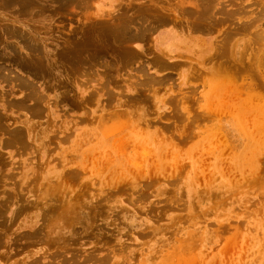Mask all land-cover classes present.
<instances>
[{"label": "rangeland", "instance_id": "rangeland-1", "mask_svg": "<svg viewBox=\"0 0 264 264\" xmlns=\"http://www.w3.org/2000/svg\"><path fill=\"white\" fill-rule=\"evenodd\" d=\"M263 92L264 0H0V264H264Z\"/></svg>", "mask_w": 264, "mask_h": 264}, {"label": "bare ground", "instance_id": "bare-ground-1", "mask_svg": "<svg viewBox=\"0 0 264 264\" xmlns=\"http://www.w3.org/2000/svg\"><path fill=\"white\" fill-rule=\"evenodd\" d=\"M172 38H173V37H172ZM181 44L184 45V42L177 41V40H171V41H170V44H169V48H171V47H173V48H178L179 46H181ZM186 44H187V43H186ZM186 44H185V45H186ZM201 73H202V72H201ZM201 73H200V74H201ZM203 73H204V72H203ZM203 73H202V74H203ZM207 74H208V73H207ZM257 80L259 81V79H257ZM233 81H234V80H233ZM234 82H235V81H234ZM259 82H260V81H259ZM236 83H237V82H236ZM205 84H207L210 88H213V89H214V88H220V89L222 88V86H219L220 83L215 84V83H212V82L209 81V82H206ZM230 88H231V87H230ZM241 88H244V87H241ZM252 88H253V87H252ZM257 88H258V87H257ZM250 89H251V88H250ZM254 89H255V88H254ZM214 90H215V89H214ZM240 90H241V89H240ZM212 91H213V90H212ZM242 91H243V90H242ZM247 91H248V90H247ZM245 92H246V91H245ZM261 92H262V91H261ZM227 93H228V92H227ZM242 93H243V92H242ZM252 93H253V92H252ZM263 93H264V92H263ZM243 94H244V93H243ZM224 95H225V94H224ZM239 96H240V95H239ZM253 96H254V95H253ZM253 96H252V97H253ZM226 97H227V96H226ZM226 97H225V100L228 99V98H226ZM230 97H231V96H230ZM231 98H232V97H231ZM245 98H246V97H244V99H245ZM249 98H250V97H249ZM260 98H261V97H260ZM232 99H233V98H232ZM236 99H237V98H236ZM242 99H243V98H242ZM254 99H255V98H254ZM229 100L231 101V99H229ZM255 100H256V99H255ZM237 101H238V100H237ZM242 101H243V100H242ZM238 102H239V101H238ZM245 102H246V101H245ZM257 102H258V100H257ZM257 102H256V103H257ZM259 102H261V100H260ZM231 103H232V101H231ZM242 103H243V102H242ZM246 103H247V102H246ZM248 103H249V102H248ZM248 103L245 104V105H247L246 108H248ZM254 103H255V102H254ZM232 104L234 105V102H233ZM240 104H241V103H240ZM240 104H239V105H240ZM259 104H261V103H259ZM207 105H208V104H207ZM239 105H238V106H239ZM243 105H244V104H243ZM245 105H244V107H245ZM249 105H250V104H249ZM252 105H253V104H252ZM254 105H255V104H254ZM216 106H217V105H216ZM220 106H221V105H220ZM241 106H242V104H241ZM259 106H260V105H259ZM211 107H212V106H211ZM218 107H219V106H218ZM223 107H224V106H223ZM225 107H226V109H227V106H225ZM225 107H224V109H225ZM249 107H250V106H249ZM251 107H252V106H251ZM255 107H256V106H255ZM261 107L263 108V106H261ZM261 107H260V108H261ZM233 108H234V107H233ZM237 108H238V107H237ZM239 108H241V107H239ZM257 108H258V106H257ZM257 108H255V110H257ZM262 108H261V109H262ZM219 109H220V108H219ZM229 109H230V108H229ZM258 109H259V108H258ZM261 109H260V111H261ZM211 110H212V109H211ZM239 110L242 111L243 109H242V110L239 109ZM262 110H263V109H262ZM213 111H214V110H213ZM215 111H216V108H215ZM220 111H221V110H220ZM223 111H224V110H223ZM223 111H221V112H223ZM227 111H229V110L227 109ZM227 111H226V113H228ZM245 111H246V110H245ZM221 112H220V114H221ZM224 112H225V111H224ZM232 112H233V111H232ZM237 112H238V111H237ZM237 112H236V113H237ZM249 112H251V111H249ZM257 112H258V111H257ZM257 112H256V113H257ZM218 113H219V111H218ZM241 113H242V112H241ZM243 113H244V111H243ZM208 114H210V111H209ZM220 114H219V116H220ZM222 114H223V113H222ZM230 114H232V113H230ZM245 114H246V113H245ZM245 114H244V115H245ZM211 115H212V114H211ZM216 115L218 116V114H216ZM224 115H225V114H224ZM228 115H229V113H228ZM242 115H243V114H242ZM247 115H248V114H247ZM256 115H257V114H256ZM231 116H232V115H231ZM231 116H230V117H231ZM253 116H255V115H253ZM234 117H235V116H234ZM234 117H232V118H234ZM240 117H241V116H240ZM249 117H250V116H249ZM202 118H203V117H202ZM206 118H207V117H206ZM208 118H209V117H208ZM250 118H251V117H250ZM250 118H249V119H250ZM254 118H255V117H254ZM239 119H240V118H239ZM256 119H257V118H256ZM242 120H243V119H242ZM251 120H252V119H251ZM254 120H255V119H254ZM254 120H253V123L255 122ZM261 120H262V118H261ZM233 121L235 122V120H233ZM248 121H249V120H248ZM258 121H259V120H258ZM207 122H209V121H207ZM250 122H251V121H250ZM256 122H257V121H256ZM253 123H252V126H253V128H254V127H256V124L254 123V125H253ZM235 124H236V122H235ZM241 124H242V122H241ZM257 124H260V123H257ZM189 125H190V124H189ZM214 125H215V124H214ZM226 125H227V124H226ZM236 126H237V125H236ZM242 126H243V125H242ZM257 126H259V125H257ZM231 127H234V126H231ZM262 127H263V125H262V123H261V124H260V128H262ZM127 128H128V127H127ZM212 128H213V127H212ZM245 128H246V126H245ZM248 128H249V127H248ZM256 128H257V127H256ZM256 128H255V129H256ZM260 128H259V129H260ZM216 129H217V128H216ZM226 129H227V128H226ZM238 129H239V127H238ZM257 129H258V128H257ZM263 129H264V128H263ZM263 129H261V130H263ZM208 130H210V129H208ZM241 130H242V128H241ZM123 131H124V130H123ZM130 131H132L131 128H130ZM191 131H192V130H191ZM231 131H232V130H231ZM236 131H237V130H236ZM243 131H244V130H243ZM216 132H217V131H216ZM216 132H215V133H216ZM218 132H219V131H218ZM232 132H233V131H232ZM239 132H241V131H239ZM245 132H247V131H245ZM256 132H257V131H256ZM256 132H255V133H256ZM127 133H128V132H127ZM219 133H220V132H219ZM250 133H251V132H250ZM262 133H263V132H262ZM128 134H129V133H128ZM130 134H131V133H130ZM216 134H217V133H216ZM223 134H224V133H223ZM137 135H138V134H137ZM208 135L210 136V134H208ZM217 135H218V134H217ZM217 135H215V136H217ZM253 135H254V134H253ZM257 135H258V134H257ZM211 136H212V135H211ZM239 136H240V135H239ZM250 136H252V135H250ZM120 137H121V136H120ZM125 137H126V136H125ZM129 137H133V138H134V136H131V135H129ZM218 137H219V136H218ZM240 137H241V136H240ZM261 137H262V136H261ZM133 138H130V139H133ZM246 138H247V136H246ZM254 138H255V137H254ZM256 138H257V137H256ZM123 139H125V138H123ZM127 139H128V138H127ZM138 139H140V138H138ZM184 139H185V138H184ZM207 139H208V137H207ZM207 139H206V140H207ZM218 139H219V138H218ZM241 139H242V138H241ZM250 139H251V138H250ZM257 139H258V138H257ZM140 140H141V139H140ZM145 140H146V139H145ZM166 140H167V138H166ZM216 140H217V139H216ZM223 140H224V139H223ZM223 140H222V141H223ZM252 140H253V137H252ZM252 140H250V141H252ZM255 140H256V139H255ZM255 140H254V141H255ZM260 140H261V139H260ZM260 140H258V141H260ZM263 140H264V139H263ZM130 141H131V140H130ZM183 141H184V140H183ZM210 141H211V139H210ZM219 141H220V139H219ZM246 141H247V140H246ZM246 141H245V142H246ZM125 142H127V140H126ZM128 142H129V141H128ZM128 142H127V143H128ZM138 142H139V141H138ZM138 142H137V144H138ZM146 142H149V141H146ZM146 142H145V143H146ZM227 142H228V140H227ZM131 143H132V142H131ZM133 143H134V142H133ZM141 143H142V142H141ZM205 143H206V142H205ZM210 143H211V142H210ZM251 143H252V142H251ZM253 143H254V142H253ZM262 143H264V142H262ZM262 143H261V144H262ZM128 144H129V143H128ZM135 144H136V143H135ZM208 144H209V143H208ZM217 144H218V143H217ZM254 144H255V143H254ZM131 145H132V144H130V145H128V146H129L130 148L133 147V146H136V145H132V146H131ZM142 145H143V144H141V145H139V146H136V147H134V149H135V148H138V147H141ZM206 145H207V144H206ZM206 145H205V146H206ZM214 145H215V144H214ZM219 145H220V143H219ZM219 145H218V146H219ZM246 145H247V144H246ZM246 145H245V146H246ZM256 145H258V144H256ZM262 145H263V144H262ZM262 145H261V146H262ZM216 146H217V145H216ZM247 146H248V145H247ZM252 146H253V145H252ZM142 147H143V146H142ZM176 147H177V146H176ZM209 147H210V146H209ZM212 147H213V145H212ZM212 147H211V148H212ZM226 147H227V145H226ZM231 147H232V146H231ZM259 147H260V146H259ZM144 148H145V147H144ZM144 148H142V149H141V148H138V149L143 150ZM216 148H217V147H216ZM223 148H224V147H223ZM223 148H222V149H223ZM229 148H230V147H229ZM243 148H244V147H243ZM248 148H249V147H248ZM131 149H132V148H131ZM134 149H133V150H134ZM146 149H147V148H146ZM206 149H207V148H206ZM213 149H214V148H213ZM213 149H212V151H213ZM218 149H219V148H218ZM222 149H221V150H222ZM233 149H234V148H233ZM240 149H241V147H240ZM256 149H257V148H256ZM168 150H169V149H168ZM227 150H229V149H227ZM242 150H243V149H242ZM242 150H241V152H242ZM246 150H247V149H246ZM249 150H250V148H249ZM249 150H247V151H249ZM252 150H253V149H252ZM126 151H127V150H126ZM134 151L136 152V150H134ZM134 151H132V153L136 154V153H138L139 150H138L136 153H135ZM146 151H148V150H146ZM152 151H154V150L152 149ZM218 151H219V150H218ZM223 151H224V150H223ZM223 151H222V152H223ZM225 151H226V149H225ZM235 151L237 152V150H235ZM238 151H239V150H238ZM254 151H255V150H254ZM254 151H253V152H254ZM120 152H121V151H120ZM139 152H140V151H139ZM142 152H144V150H143ZM168 152H169V151H168ZM205 152H206V151H205ZM208 152H209V151H208ZM208 152H207V153H208ZM219 152H220V151H219ZM228 152H229V151H228ZM245 152H246V151H245ZM251 152H252V151H251ZM121 153H122V152H121ZM124 153H125V152H124ZM148 153H149V152H148ZM148 153H147V155H148ZM211 153H212V152H211ZM214 153H215V152H214ZM229 153H230V152H229ZM237 153H238V152H237ZM243 153H244V152H243ZM248 153H249V152H248ZM255 153H256V152H255ZM119 154H120V153H119ZM122 154H123V153H122ZM130 154H131V153H130ZM138 154H139V153H138ZM170 154H171V153H170ZM194 154H195V153H194ZM217 154H218V153H217ZM219 154H221V153H219ZM230 154H232V153H230ZM256 154H257V153H256ZM256 154H255V155H256ZM206 155H207V154H206ZM222 155H224V154H222ZM246 155H247V154H246ZM132 156H133V155H132ZM137 156H138V155L136 154L135 157H137ZM164 156H165V155H164ZM170 156H171V155H170ZM214 156H216V155H214ZM214 156H213V157H214ZM220 156H221V155H220ZM123 157H125V156H123ZM126 157H127V156H126ZM126 157H125V158H126ZM168 157H169V156H168ZM194 157H195V156H194ZM199 157H200V156H199ZM227 157H228V156H227ZM231 157H233V156H231ZM234 157H235V156H234ZM256 157H257V156H256ZM118 158H119V157H118ZM129 158H131V157H129ZM143 158H144V157H143ZM148 158H149V157H148ZM175 158H176V157H175ZM247 158H248V157H247ZM249 158H250V156H249ZM121 159H122V157H121ZM121 159H120V160H121ZM127 159H128V158H127ZM137 159H139V157H138ZM144 159H145V158H144ZM206 159H207V158H206ZM232 159H233V158H232ZM252 159H253V158H252ZM252 159H251V160H252ZM131 160H132V159H131ZM151 160H152V159H151ZM161 160H162V159H161ZM168 160H169V158H168ZM234 160H235V159H234ZM244 160H245V159H244ZM251 160H250V161H251ZM118 161H119V160H118ZM128 161H129V160H128ZM136 161H137V160H136ZM141 161H142V160H141ZM141 161H140V162H141ZM149 161H150V160H149ZM157 161H159L158 158H157ZM242 161H243V160H242ZM259 161H260V160H259ZM121 162H122V161H121ZM129 162H130V161H129ZM134 162H135V161H134ZM174 162H175V161H174ZM223 162H224V161H223ZM231 162H233V161H231ZM257 162H258V161H257ZM122 163H123V162H122ZM130 163H131V162H130ZM130 163H129V164H130ZM156 163H160V162H156ZM178 163H179V162H178ZM198 163H199V162H198ZM203 163H204V162H203ZM131 164H132V163H131ZM164 164H165V163H163V165H164ZM176 164H177V162H176ZM183 164H184V163H183ZM223 164H224V163H223ZM247 164H248V162H247ZM201 165H202V164H201ZM207 165H208V164H206V166H207ZM229 165H230V164H229ZM119 166H120V165H119ZM123 166H124V165H123ZM126 166H127V165H126ZM137 166H138V165H137ZM156 166L159 167L157 164H156ZM156 166H155V167H156ZM206 166H205V167H206ZM236 166H239V165L236 164ZM124 167H125V166H124ZM127 167H128V166H127ZM152 167H153V166H152ZM152 167H151V168H152ZM179 167H180V165H179ZM202 167H203V166H202ZM241 167H242V166H241ZM253 167H254V166H253ZM138 168H139V167H138ZM138 168H137V169H138ZM140 168H141V167H140ZM161 168H162V167H161ZM181 168H182V167H181ZM184 168H186V167H184ZM206 168H207V167H206ZM206 168H205V169H206ZM227 168H228V167H227ZM229 168H230V167H229ZM231 168H232V167H231ZM251 168H252V167H251ZM254 168H255V167H254ZM130 169H131V168H130ZM165 169H166V168H165ZM172 169H173V168H172ZM232 169H233V168H232ZM246 169H247V168H246ZM120 170H121V169H120ZM135 170H136V169H135ZM141 170H142V169H141ZM154 170H155V169H154ZM220 170H221V169H220ZM229 170H231V169H229ZM229 170H228V171H229ZM240 170H241V169H240ZM165 171H166V170H165ZM181 171H182V169H181ZM253 171H254V169H253ZM253 171H251V172H253ZM205 172H206V171H205ZM213 172H214V171H213ZM215 172H216V171H215ZM138 173H139V172H138ZM138 173H137V174H138ZM194 173H195V172H194ZM234 173H235V172H234ZM243 173H244V172H243ZM226 174H227V173H226ZM247 174H248V173H247ZM247 174H246V175H247ZM243 175H244V174H243ZM249 175H250V174H249ZM253 175H254V174H253ZM138 176H139V175H138ZM206 176H207V175H206ZM206 176H205V177H206ZM244 176H245V175H244ZM251 176H252V175H251ZM120 177H121V176H120ZM236 177H237V175H236ZM245 177H246V176H245ZM245 177H244V178H245ZM241 178H242V177H241ZM200 179H201V177H200ZM236 179H237V178H236ZM138 180H139V178H138ZM256 180H257V179H256ZM179 181H180V180H179ZM234 181H235V180H234ZM225 184H226V183H225ZM229 184H232V183L229 182ZM226 185H227V184H226ZM230 188H231V187H230ZM255 202H256V201H255ZM202 227H203V226H202ZM222 229H223V228H222ZM220 234H221V233H220ZM224 235H225V234H224ZM238 237H239V236H238ZM232 239H233V238H232ZM232 241H233V240H232ZM237 241H238V238H237ZM199 244H200V243H199ZM237 245H238V243H237ZM246 246H247V245H246ZM237 247H238V246H237ZM242 248H243V247H242ZM203 252H204V251H203ZM262 252H263V251H262ZM220 253H221V252H220ZM208 257H209V256H208ZM231 259H232V258H231ZM232 261H233V260H232ZM213 264H214V263H213ZM249 264H250V263H249ZM259 264H260V263H259Z\"/></svg>", "mask_w": 264, "mask_h": 264}]
</instances>
